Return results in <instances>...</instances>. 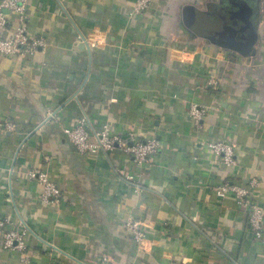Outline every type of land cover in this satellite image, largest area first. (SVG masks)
I'll use <instances>...</instances> for the list:
<instances>
[{"label": "crops", "instance_id": "obj_1", "mask_svg": "<svg viewBox=\"0 0 264 264\" xmlns=\"http://www.w3.org/2000/svg\"><path fill=\"white\" fill-rule=\"evenodd\" d=\"M136 1L29 0L28 35L43 44L0 55V121L18 124L0 127V215L28 226L24 250L0 244V264H264V234L234 194L217 195L258 178L264 210V0H151L143 12ZM237 9L257 35L253 55L201 33ZM5 13L9 36L17 15ZM193 102L209 107L201 126ZM84 116L93 139L108 124L156 139L157 152L145 166L120 148L80 152L64 128ZM220 140L236 164L209 147ZM33 170L49 172L59 201H43Z\"/></svg>", "mask_w": 264, "mask_h": 264}, {"label": "built area", "instance_id": "obj_2", "mask_svg": "<svg viewBox=\"0 0 264 264\" xmlns=\"http://www.w3.org/2000/svg\"><path fill=\"white\" fill-rule=\"evenodd\" d=\"M29 0H2L0 2V55H14L28 51L38 50L42 45V38H30L28 35V14L27 7ZM151 0H137L135 5L136 12H143L150 7ZM5 9H10L17 15V25L13 34L7 36L3 29L7 22ZM208 84L217 89L221 85V80L215 75H210ZM221 108L220 105L216 106ZM209 107L193 102L190 108V115L198 126L207 114ZM0 127L16 131L18 124L14 120L5 119L0 121ZM65 132L74 146L80 152L91 151H110L114 148H120L123 152L131 155L134 161L145 166L149 163L150 156L157 152L158 141L156 139H140L135 132L123 134L113 132L111 126L106 124L103 128L94 132L93 139L91 130L88 127V117L80 118L76 124L65 127ZM212 151L221 158L226 164H236V150L232 142L220 140L209 142ZM32 178L38 179L44 184L43 201L57 202L62 197L60 186L50 178L49 172L45 170H33L30 172ZM133 181V177L126 176ZM135 182V181H133ZM136 183V182H135ZM260 181L258 178H252L247 184H238L231 181H224L217 188V195L225 197L234 194L239 207L243 208L248 214V221L251 229L259 238L264 234V210L259 202L254 198V193ZM137 186L140 185L137 183ZM128 229L134 240L140 248L145 249L148 243L146 229L141 220L133 218L128 221ZM28 234V226H12V224L0 215V244L9 250H24L26 247L25 239ZM27 262V260L25 261Z\"/></svg>", "mask_w": 264, "mask_h": 264}, {"label": "water", "instance_id": "obj_3", "mask_svg": "<svg viewBox=\"0 0 264 264\" xmlns=\"http://www.w3.org/2000/svg\"><path fill=\"white\" fill-rule=\"evenodd\" d=\"M225 3L226 0H221ZM239 10L229 13L227 21L214 27L204 26L201 33L212 40L214 43L224 47L236 50L244 55H253L256 52L257 35L253 29H249L240 24L239 20H243ZM238 25L242 28L239 29Z\"/></svg>", "mask_w": 264, "mask_h": 264}, {"label": "rangeland", "instance_id": "obj_4", "mask_svg": "<svg viewBox=\"0 0 264 264\" xmlns=\"http://www.w3.org/2000/svg\"><path fill=\"white\" fill-rule=\"evenodd\" d=\"M207 24H208V25H207ZM207 24H206V26H209V25H211V24H210V23H208V22H207ZM204 25H205V24H204ZM211 26H212V25H211ZM213 26H214V25H213ZM201 31H202V29H201Z\"/></svg>", "mask_w": 264, "mask_h": 264}]
</instances>
